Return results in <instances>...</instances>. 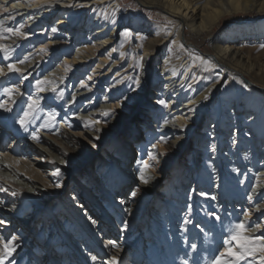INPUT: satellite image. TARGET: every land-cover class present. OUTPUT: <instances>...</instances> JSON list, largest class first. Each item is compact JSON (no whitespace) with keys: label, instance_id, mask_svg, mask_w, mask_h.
<instances>
[{"label":"bare ground","instance_id":"bare-ground-1","mask_svg":"<svg viewBox=\"0 0 264 264\" xmlns=\"http://www.w3.org/2000/svg\"><path fill=\"white\" fill-rule=\"evenodd\" d=\"M136 1L140 6L155 9L163 24H137L121 9L118 0H60L55 4L50 0L48 4L44 0H0V22L12 28L23 25L21 31L28 34L25 39L5 33L6 38L0 39V44L12 50L10 61H5L0 54V67L5 71V75L0 76V86L16 85L14 82L18 81L21 91L36 93L37 79L50 80L53 84L46 85V91L38 95L44 98L43 106L46 105L48 111L57 113L56 108H62L53 127L55 132L39 127L44 120L38 114L40 118L33 121L29 132L35 129L39 142L31 139L28 148L26 145L21 152L15 145L7 153L0 150V189L7 190H0V201H3L0 219L5 221L0 227L5 228V232H15L16 250L24 241L23 237L31 232L43 244L46 239L53 238L54 251L45 257L46 264H104L112 256L117 257L118 264H136L145 253L144 264H167L170 251L166 244L158 243L161 236L171 247L190 244L191 254L202 253L201 262H204V259L219 254L209 243L214 240L222 243L230 226L238 220L245 221V212L250 213L246 223L260 224L259 229L247 235L264 234V48H261L264 45V0ZM13 3L15 8H12ZM69 4L72 6H67ZM104 10L109 14L108 18L102 15ZM250 14H257L258 19L244 20L223 30L218 37H211V50H205V53L198 48L222 19ZM120 23L125 27L119 34ZM52 28L57 31L53 33ZM125 32L131 35L125 38ZM187 32L197 39L189 46L184 36ZM25 46L27 50L23 48ZM41 49L45 51L42 53ZM99 53H105V57L97 62ZM24 56L28 61L17 63V67L29 75L27 81L20 80L15 73H8L5 67L6 63L17 62ZM110 57L112 63L107 67L105 63ZM197 57L214 67L207 66ZM141 61L142 64L137 66ZM81 73H85L84 77L69 95L65 91L66 83ZM130 77H138L141 84L137 86ZM81 82L88 87H81ZM105 84L104 94L99 96L98 92ZM53 86L57 88L55 98ZM148 89H153L154 97L146 98L147 106L140 113L142 119L137 118L138 124L134 122V134H127L133 149L139 153L135 167L117 166V174L106 181L107 189H104L101 177L105 176L106 167L100 164L99 169L86 170L95 149L89 138L99 136L102 140L121 111L125 110L129 115L130 109L139 106L141 96L145 91L147 94ZM59 92H63V99L59 98ZM73 95L75 102L71 100ZM4 99L7 97L0 95V100ZM13 99L16 103L9 102L13 110L6 112L9 114L5 122V114L0 118V135L6 128L13 142H18L29 133L23 132L13 116L14 112H21L24 97L17 95ZM157 100H164L165 105L158 104ZM102 111L111 115L104 117ZM185 116L190 119L185 121ZM97 119L102 122L84 126ZM105 120L107 123H103ZM181 126H184L183 131ZM125 139L118 142V147L130 160L131 143ZM182 148H187L189 157L186 163L182 159L183 164L177 166L176 153ZM149 153L155 159L150 158ZM107 154V163L117 165L111 152ZM141 161L151 165L145 170L147 184L139 179ZM82 162L85 178L89 177V182L83 181L82 185L86 182L84 188L89 198L95 201L97 197L91 193L92 184L101 187L105 196L112 200L113 205L105 208L110 216L111 210H115L113 217L116 220H111L113 232H109V238L105 239L107 227L105 230L98 227L97 218L93 224V216L74 202V196L70 194L62 202L67 204L63 209L68 217L62 216L58 221L60 226L45 228L50 220L45 216L39 231L33 230L38 216L54 213V203L60 199L59 189L49 186L56 180L52 172L60 168L59 180H62L66 175L79 172L80 169L73 167ZM124 181H128L127 185ZM163 186L166 188L159 192ZM131 189L136 191L134 198L131 194L127 196ZM202 192L207 196L201 195ZM117 193L122 199L113 197ZM148 193L156 199L148 202ZM99 195L97 198H102ZM249 195L253 197L252 201L248 200ZM227 196L228 205L224 202ZM206 201L214 205L210 206ZM198 208L205 215V221L193 217L192 213ZM208 208L216 212H207ZM212 213L219 215L221 221H216L210 215ZM56 215V218L52 215L53 220L61 217L59 211ZM125 223L127 230H122ZM116 229L120 230L119 244L112 247L108 241H116ZM43 230L46 239L41 237ZM78 236L80 238L76 239ZM146 240L149 250L145 252ZM193 244L196 245L194 250ZM176 245L171 250L174 255L178 254ZM132 246L136 248L132 249V258L128 260L121 254ZM111 248L115 251L111 252ZM219 248L221 252L224 250L222 245ZM35 250L32 254L39 260L41 253L36 255ZM92 256L97 257L95 262ZM30 258L27 256L25 261ZM32 263L37 264L36 261ZM239 264L254 262L249 259Z\"/></svg>","mask_w":264,"mask_h":264},{"label":"rangeland","instance_id":"rangeland-1","mask_svg":"<svg viewBox=\"0 0 264 264\" xmlns=\"http://www.w3.org/2000/svg\"><path fill=\"white\" fill-rule=\"evenodd\" d=\"M118 2L120 4V6H121V9L124 10L125 13L129 14L133 19H135L137 24H144L145 22H149V24L150 23L163 24L162 19L158 16L156 10L153 9V8L140 6L139 3L136 0H118ZM250 19L251 20L252 19L257 20L258 19V15L257 14H250V15H246V16H244V15H235V16H232V17L229 16L227 18L222 19L217 24V26H215V28L212 30V32L209 33L206 36V37H208V39H205L203 41V45H198V48L200 47L203 50V53H205V50H211V45H212L211 44V40H210L211 37H213V38L214 37H218V34L220 32H222L223 30L227 31V30L231 29L233 26H235L237 24H240L244 20H250ZM129 22L132 23V20L129 21ZM124 27H125V24H123V23L119 24V27H118L119 34L124 29ZM144 34H146V33H144ZM184 36H185V42H186L187 45L188 44L190 45L191 43H194L195 40L197 41V39H194L193 35H191V33H189V32L184 33ZM181 37L183 38V34L182 33H181ZM34 46H36V45H34ZM23 48L25 50H27L26 46L23 47ZM36 49H38V47ZM104 55H105V53L97 54L95 60L98 62V60L104 59V57H105ZM119 55L120 54H117V57H119ZM123 56L125 57L124 54H123ZM59 58H61V57H59ZM112 59L113 58L110 57V58H108V60H106L105 65L107 67L112 63L111 62ZM57 61L58 60H56V62ZM55 63H53V64H55ZM81 74L78 77H77V75H75V77L71 79L72 81L69 80L66 83V90L65 91H67V93L69 95L72 93V90L76 88L75 85H78V81L81 80L84 77L85 73H81ZM39 77H42V75H39ZM14 84L18 85L19 82L18 81L14 82ZM92 84H94V83H92ZM102 86L103 87H101V89L98 92L99 96L100 95L102 96L104 94V91H105V88H106V84L102 85ZM3 87H4V85H3ZM3 87L0 86V89H2ZM147 91H149V92H147V94H146V91H145L143 93V95L141 96L140 101H139V106L138 107H134L132 110L130 109V112H129L130 114L129 115L127 114V111L121 109L122 110L121 114L114 119V124L113 125L110 124L109 131H107V133H105L104 138L102 140H98L97 141L98 142L97 145H99L100 147L94 149V151L92 152L93 155L91 156V158H89V161H87V169L86 170H88V172L91 171V170L99 169L100 164L103 167H106L107 170L104 173L105 176L101 177V181H102V179L104 181V183H103L104 189H107L106 188V186H107V184H106L107 182L106 181L107 180H112V178L115 176V174H117V172L119 170L117 168V166H120V165L122 166V164H123L122 167L124 168L126 166V164H127L128 167L130 165H133V167H135V163H136L135 161L138 158V154L139 153L133 149L132 141L127 136V134L128 133L134 134L133 130H132L134 122H137V124H138L139 122L137 121V118H139V120L142 119V117L140 116V113H142V111L144 110V107L147 106L146 102H145L146 98H149V97L153 98L154 97L153 89H150V90L148 89ZM24 107H26V105H23V108ZM43 107H44V111L47 112L48 109L46 108V105H44ZM56 110L58 111L57 112V116L58 115L60 116V114L62 113L61 112L62 108L59 107V108H56ZM77 110H79V113H80V108H77ZM22 113H23L22 111L18 112V113L14 112L13 116L15 117L16 120H18L19 116H21ZM3 114H5V119H4V122H5L6 117L8 116L9 113H6L4 111H0V118L3 116ZM205 115L206 114L203 113V117H205ZM41 117H43V114H41ZM201 120H203V119L201 118ZM201 120L199 121L200 122L199 124L202 123ZM138 128H139V130L141 129V131L144 130V128H142V127H138ZM51 130H53L52 133L55 132L54 128H52ZM124 138H126L125 140H127L129 143H131V145H129V149H128V150H130V153H131V155L129 157L130 160L126 159V156L128 154H126V156H125L124 150L122 151V148L118 147V142H120ZM24 140L20 141V139H19L18 142H13V139L10 138V131L8 129H6V128H3L1 130V135H0V148H1L0 150L2 151L1 153H7L8 151H10V149H12V147H14V145L17 147L18 151H20V152L23 151L24 147L27 145V148H28V144H29V142H31L30 141L31 140L30 135L28 134L27 136H25ZM23 142H24V146H22ZM186 145H187V143H186ZM190 145H192V144H190V142H189L188 147H190ZM31 149H33L31 151L36 152L35 148H31ZM186 149L187 148H182L181 150L177 151V153H176L177 166L182 165L184 161L186 163V160L189 157V154H188L189 151L186 150ZM108 152H111V154H112L111 156H113V157H115L117 159V165H116V163H109V164L107 163L108 162V158H107V155H108L107 153ZM102 158H103V160H101ZM96 163H97V165H95ZM82 164H83V162L81 164L76 165V167H73V169H75V170L76 169H80L79 172L71 173V174H74V175H72V176L66 175V176H64L62 178V180H59V182L61 183L62 187L59 188V190H58L60 192V195H59L60 199L58 200L59 202L54 203V205L56 207L55 208L56 211H54V213L53 212H51V213L47 212V213H45L43 215V217L41 215H39L38 216L39 219L35 223V227L32 228L33 230L35 229V230L39 231L40 225L43 224V218L45 216H46L47 219H50L48 224L44 225L45 228H48V227L49 228H54V225H55V227L56 226H60V223L58 221L62 220L61 219L62 216L68 217L67 214L65 213L64 209H63V205H67V204L66 203L62 204V202L64 203L66 201L67 195L70 194V195L74 196V202H76L77 204L82 205L83 208H85L84 210H86L87 213H90L91 216H93V220L95 218H97L96 220H97V223H98V227L101 226L100 228L103 229V230H105L104 228L107 227L106 228L107 229L106 238L105 237L104 238L105 239L109 238V236H108L109 232H113L112 231L113 229H112V221L111 220H112V218L115 219V217H113V214H114L115 210H111V212L113 214L110 216L109 212L105 211V208L106 207H110L111 205H113L112 200H110V198L108 196L107 197L105 196V194L101 191L102 190L101 187H98L97 185L94 186L92 184L90 185V187L93 186L92 187L93 191L91 193H93V195H95L97 197L100 194L99 196L102 197V198H97L96 197L95 201H94V199L89 198V194L87 193L86 189L84 188L86 182L87 183L89 182L88 181L89 177L85 178V175H84L85 172L83 170L84 167H82ZM67 174H68V172H67ZM83 181H86L84 186L82 185ZM124 183L127 185L128 181L127 182L124 181ZM165 186H163V188L159 189V192H161L163 189H165L166 188ZM134 190L135 189H131L129 191V193L127 194V196L129 197L130 193L132 191H134ZM187 190H188V188H187ZM190 191H192V187L190 188ZM225 195H227L226 192H225ZM147 196H148V199H147L148 202L150 200L154 201L156 199V197H154V195H152V193H148ZM113 197H115L118 200L122 199L121 195L118 194V193L116 195H113ZM224 200H225L224 202L228 205L229 202H230L228 200V196L225 197ZM206 202L210 206L214 205L210 201H206ZM225 207H227V206H225ZM208 209H207V212L208 211L209 212H216L212 208H208ZM53 210L54 209H52V211ZM196 210H198V212H196ZM196 210H195L194 213H192L193 217L198 219V220H204L205 221L206 220L205 219V215H203L202 211L200 212V208H198ZM58 211L61 214V217L60 218H59V216L57 217V218H59V220H56V219L53 220L52 219V215L54 216V218H56V216H57L56 214H58ZM164 219H165V215H164ZM192 230H194V229L192 228ZM71 232H73V230ZM114 232H115V234H117L116 235L117 236L116 243H118L119 242L118 241V237H120V230L118 231V229H116ZM140 233L143 234L144 233L143 230H140ZM14 234H15V232L13 230H11L9 232H5V228L0 227V240L1 239L2 240L9 239ZM73 234H74V232H73ZM206 234H207V236H210V233H206ZM44 235H45V231L43 230L41 232V237L43 239H46ZM23 238H24V241L18 245L17 250L13 254V260L15 261V260L18 259V264H23L24 261H25V258L28 256V258L31 257L30 259H31L32 262L36 261L37 264H46L45 263V257L47 256L48 253H52V251H54L53 248H52V245H51V242H53L52 241L53 238L46 239V242H44V244L41 242V239L37 238L36 235L34 236V234L32 232H31V234H26ZM71 238H72V236H71ZM78 238H80V236L76 237V239H78ZM160 238H161V241H159L158 243L161 244V245L166 244L168 246V248H169L168 251H170L168 253L170 258H169V260H167V264H184V261H187V264H210V262L212 260V258L207 259V260L204 259V262L202 260V262H203L202 263L201 262V255H200L202 253H199V254L195 253V254L192 255L191 252H190V244H185V247L182 244L181 245L180 244H177V245L175 244L178 247V251H177L178 254L174 255L171 252V250L173 249V247H175V245H172V247H171V244L169 242H167L166 238H164L163 236H161ZM208 238H213V237H208ZM148 241L150 242V239ZM148 241L146 240L144 242L145 243V247H143V250L145 252L147 250H149V246L147 245ZM220 242H221V240H217V241L214 240V242L209 243V244H211L213 247H215L216 252H221V248H219V247L222 245V243H220ZM123 247L125 248L124 245H123ZM55 248L57 249L56 251H59V249L57 247H55ZM120 248H122V247L120 246ZM134 248H136V246H132L131 248L125 249L126 252L122 251L121 255L123 257L127 258L128 260H130L132 258L131 251ZM26 249H29V251H26ZM35 249H37L36 255H39L41 253V255H39V260L32 254V253H34V251H36ZM111 250H112L111 252L115 251L114 248H111ZM141 250H142V248H141ZM38 251H40V252H38ZM182 252H184V253H182ZM159 253H160V251H159ZM180 253L185 255V257L182 256V254H180ZM187 255L189 257H187ZM196 255L198 256V258H196ZM62 256H63V254H61V257ZM144 257H146V253H145V256H143L141 259H139L137 261L136 264H144V260H145ZM30 259L25 261V264H33L32 262H30ZM189 259L191 261H188ZM70 264H72V263H70Z\"/></svg>","mask_w":264,"mask_h":264},{"label":"snow or ice","instance_id":"snow-or-ice-1","mask_svg":"<svg viewBox=\"0 0 264 264\" xmlns=\"http://www.w3.org/2000/svg\"><path fill=\"white\" fill-rule=\"evenodd\" d=\"M7 2V0H5ZM52 4L59 3L60 0H50ZM45 4L49 3V0H44ZM67 6H72L71 4ZM16 4H12V8H15ZM5 11H8V9H5ZM102 15L105 18H108L109 14L106 10L102 12ZM114 16V12L112 14ZM113 23H115V19L112 20ZM23 28V25H20V27L12 28V27H5L3 22H0V39H5V33L11 34L13 36H22L23 38L27 39L28 34L21 31ZM51 31L55 33L57 31L56 28H52ZM170 34V33H169ZM125 38H128L131 34L125 32L123 34ZM183 47V45H181ZM261 48H264V45H261ZM45 50L41 49V52L43 53ZM115 51V49H113ZM0 54H2V57L5 61L11 60L12 50L7 48L5 45L0 44ZM123 55V53H122ZM197 59L201 60L202 63L206 64L209 67H214V65H211L210 62L205 61L202 57H197ZM28 61V57L24 56L20 58L17 62H8L6 63L5 67L8 70V73H15L19 76L20 80L27 81L29 80V75H26L24 71H22L19 67H17V63L19 64H25ZM142 64L141 62H138L137 66H140ZM67 70V69H66ZM5 71L4 67H0V76H4ZM132 80L134 84L139 86L141 84V80L137 78H129ZM218 82V81H217ZM53 82L50 80H41L37 79L35 82V89L36 93H33L31 91L25 93L21 91V88L19 85H12V86H6L0 89V95L7 97V99L0 100V110H3L5 112H11L13 109L10 106V101L12 104H15L16 101L13 99V96H20L24 97V100L22 103L26 105V107L22 108L21 111L23 112V115L19 116L18 120L16 121L20 128L25 133H29L32 140L39 142V135L38 132L33 129L31 132H29L30 126L33 124V121L40 118V115L43 114V124H41L39 127L51 130L56 122H57V113L54 111H44L43 107V100L44 98L38 95V93L45 92L46 91V85H52ZM81 87L87 88L88 86L81 82ZM52 93L55 98L57 94V88L55 86L52 87ZM59 98L63 99V92H59ZM204 99L207 100L208 97L204 96ZM72 102H75L76 97L73 95L71 97ZM157 103L160 105H165L164 100H157ZM191 111H195V109H191ZM101 115L104 117H108L111 115L110 112L102 111ZM185 121L190 119V117H183ZM102 121L97 119L95 121H92L90 123H85V127H90L91 124H99ZM103 123H107V121H103ZM184 130V126H181V131ZM95 131L99 132L100 129H95ZM99 136H95L92 138H89V143L91 144L92 148H96L97 144L96 141L99 140ZM212 150L215 151V145L212 146ZM66 155V154H65ZM150 158L155 159V156L152 153H149ZM54 163V161H52ZM62 163H66L62 161ZM151 165L148 164L147 161H141V167L139 169V179L141 182L147 184L148 179L145 176V170L150 168ZM62 173L60 168H55V170L52 172V176L56 178V180L53 181L52 184H50V187L54 188H61L62 185L59 182V178L61 177ZM259 177H257V180ZM258 186V185H257ZM3 191H7L6 189H0ZM131 196L134 198L136 196V191H132ZM13 196L16 195L15 192L12 193ZM203 196H207V193H201ZM212 199H215V197H212ZM253 197L251 195L248 196V200L252 201ZM0 203H3V201H0ZM214 216V219L216 221H221V217L219 215H216L214 213L210 214ZM250 215L249 212H245V221L247 220L248 216ZM245 221L238 220L234 225L230 226L228 229V234L225 236V238L222 241V246L224 250L222 252H219V254L215 255L210 264H239L242 260H249L251 259L254 264H264V234H261L256 237H252L247 235L250 231H255L260 228V224H251L246 223ZM5 221L3 219H0V225H3ZM93 224H95V220L92 221ZM187 223V221H186ZM122 230H127V224L125 223ZM16 236H11L9 239L0 240V264H5L7 261L8 264H15L14 260H10V257H12L13 253L16 251ZM234 242V244H233ZM108 245L115 247L116 241L109 240ZM193 250L196 248V245L193 244L191 246ZM92 261L95 262L97 257L92 256ZM104 264H118V260L116 256L110 257ZM184 264H187V261H184Z\"/></svg>","mask_w":264,"mask_h":264}]
</instances>
